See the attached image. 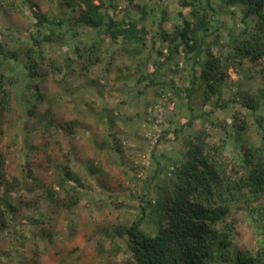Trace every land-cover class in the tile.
<instances>
[{
	"label": "trees",
	"instance_id": "16d2710c",
	"mask_svg": "<svg viewBox=\"0 0 264 264\" xmlns=\"http://www.w3.org/2000/svg\"><path fill=\"white\" fill-rule=\"evenodd\" d=\"M49 1L60 14H70L71 27L78 31L87 27L95 33L91 40L81 38L83 45L75 48L76 58L68 66L56 53H50V47L62 43L67 33L61 16L50 15L32 4L34 28L27 36L14 37V46L9 47L0 27V117L14 110L8 84L21 77L27 79V111L34 112L43 100L39 85L48 77L44 68L69 74L74 63L93 81L104 83L108 71L101 65L105 46L123 40L128 51L138 55L147 47L148 55H142L145 62L152 57L149 51L158 54L154 64L160 67L172 61L189 106L193 108L198 100V116L210 124V128L185 139L180 164L173 166L169 178L163 180L168 186L161 184L154 200L149 198V191L140 195V214L118 216L97 239L100 256L106 260L107 254L123 251L135 264H264V0H181L182 20L170 29L166 26L169 7L158 1L143 0L133 5L134 0H128L129 5L120 11L123 0ZM232 6L239 7L240 13L230 11L227 22V7ZM150 16L157 22L156 29L146 24ZM181 48L188 64L178 57ZM143 61L139 65H144ZM236 66L242 69L241 82L247 89L224 98L221 85L226 71ZM156 69L143 72L141 78L148 76L143 88L125 86L124 94L144 96V103L155 107L166 89H175L177 79L165 82L163 71L159 75ZM232 105L231 120L228 116L216 121L211 118V114L229 110ZM196 117L192 116L191 122ZM78 123L79 119L74 118L56 124L47 114L42 119V126L71 132ZM220 129L225 135L215 140ZM168 133V129L161 130L159 139L168 140ZM178 133L174 130V137ZM106 136L103 148H120L110 138L112 135ZM6 157V151L0 150V231L6 230L14 249L7 256L17 257L29 240L22 219L16 218L22 209L32 210L28 218L34 227L45 224L48 230L43 229L42 234L51 242V215H37L40 201L48 208L58 205L60 211L69 212L82 203L84 179L70 165V157L56 161L49 155L54 179H43L29 169L30 188L42 185L43 192L28 198L17 196L21 181L7 174ZM108 241L110 247H106ZM5 254L0 255V261Z\"/></svg>",
	"mask_w": 264,
	"mask_h": 264
},
{
	"label": "rangeland",
	"instance_id": "374dc122",
	"mask_svg": "<svg viewBox=\"0 0 264 264\" xmlns=\"http://www.w3.org/2000/svg\"><path fill=\"white\" fill-rule=\"evenodd\" d=\"M1 1L0 27L6 47L14 46V37L27 36L34 28L30 8L32 4L38 5L37 9L50 15L61 16L65 21V39L62 43L50 47V53H56L63 65L71 66V62L76 58L75 48H81L83 45L81 38L85 36L91 40L95 33L87 27L79 31L74 26L71 27L70 14H60L58 7L49 0ZM142 1L134 0L132 4ZM144 1L167 4L169 9L166 26L169 29L176 21L182 20L179 15V11L183 9L181 0ZM128 2L120 1L121 7L118 11L129 5ZM227 9V17L223 14L220 16L221 19L225 17L227 22L232 15L230 11H236V15L240 13L237 6ZM146 21L150 29H156L157 22L151 16ZM220 22L223 23L224 20ZM127 45L123 40H119L112 47L106 44L101 62L108 70L102 80L104 83L93 81V78L81 72V66L74 63L69 74L52 73L49 68H44L48 77L39 85L43 100L34 108L32 114L27 111V79L21 77L14 80L13 84L9 82L14 110L7 111L0 117V150L7 153V174L20 178L21 185L17 196L20 194L28 198L40 196L43 192L42 185L36 186L35 189L30 188L31 181L27 173L29 169H34L43 179H54V168L50 167L47 160L49 155L56 161H67L70 157V165L82 175L84 187L81 189V205L69 212L60 211L58 205L48 208L44 201H40L41 210L37 215L47 212L51 215V242L42 234L43 229L48 230L45 224L34 227L33 220L28 218L33 214L32 210L22 209L16 218L22 219L29 240L26 246L21 248L20 256H7L12 254L14 249L6 230L0 231V255L7 253L2 257L0 264H135L123 251L117 255L107 254V261L104 260L98 253L97 239L110 228L118 216L136 217L140 214V195L149 191V198L154 200L161 184L168 186L163 180L169 178L173 166L180 164L182 153L186 150L183 143L185 139L192 138L202 128H210V124L198 116V100L193 108L189 106L181 81L178 80L180 75L177 76L172 61L160 67L154 64V60L159 59L158 54L149 51L152 57L145 62L142 55H148L147 47L138 55L128 51ZM19 46H25V43ZM178 57H181L182 63L185 59L182 48ZM142 61L145 62L144 65H139ZM186 63L189 62L185 60L183 64ZM157 66L160 67L159 70L156 69ZM150 68L156 69L159 75L163 71L162 79L165 82L177 77L175 89H166V94L161 97L162 101L155 107L146 105L144 102L147 98L144 96L124 94L125 86L143 88L148 76L146 75L145 79L141 77L143 72L149 71ZM240 71L242 69L239 66L226 71L227 76L221 85L224 98L247 89L241 82L243 74ZM121 94L122 96H118ZM232 107L235 106L232 105L229 110L223 109V112L218 110L211 114V118L216 121L228 116L231 120ZM236 108L238 109L239 105H236ZM45 114L55 120L56 124H65L74 118H78L79 123L73 132L61 127L56 130L54 126H42ZM196 115L191 122L192 116ZM164 129L169 130L168 140L159 139L161 130ZM176 129L179 133L174 137L173 131ZM107 134L112 135L110 138L119 143L116 145L120 148L108 150L101 146L103 140L108 139ZM224 135L220 129L214 139ZM18 147L24 148L18 151ZM26 158L29 159L28 163H25ZM106 247H110L109 241ZM109 259L111 262H108Z\"/></svg>",
	"mask_w": 264,
	"mask_h": 264
}]
</instances>
